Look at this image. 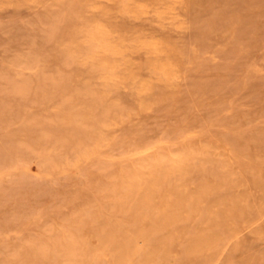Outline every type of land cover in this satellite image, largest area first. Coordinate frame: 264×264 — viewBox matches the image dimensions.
Wrapping results in <instances>:
<instances>
[{
	"label": "rangeland",
	"instance_id": "374dc122",
	"mask_svg": "<svg viewBox=\"0 0 264 264\" xmlns=\"http://www.w3.org/2000/svg\"><path fill=\"white\" fill-rule=\"evenodd\" d=\"M0 264H264V0H0Z\"/></svg>",
	"mask_w": 264,
	"mask_h": 264
},
{
	"label": "bare ground",
	"instance_id": "6f19581e",
	"mask_svg": "<svg viewBox=\"0 0 264 264\" xmlns=\"http://www.w3.org/2000/svg\"><path fill=\"white\" fill-rule=\"evenodd\" d=\"M108 80V79H107ZM91 84V83H90ZM41 94V93H40ZM65 109V108H64ZM56 113V112H55ZM83 160V159H82ZM44 168V167H43ZM128 246V245H127ZM136 263V262H135Z\"/></svg>",
	"mask_w": 264,
	"mask_h": 264
}]
</instances>
